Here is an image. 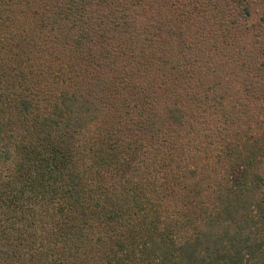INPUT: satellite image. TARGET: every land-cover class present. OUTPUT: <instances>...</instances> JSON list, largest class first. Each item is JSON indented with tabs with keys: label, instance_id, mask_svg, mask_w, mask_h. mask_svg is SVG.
<instances>
[{
	"label": "trees",
	"instance_id": "trees-1",
	"mask_svg": "<svg viewBox=\"0 0 264 264\" xmlns=\"http://www.w3.org/2000/svg\"><path fill=\"white\" fill-rule=\"evenodd\" d=\"M52 8L68 35L71 87L42 115L29 116L32 102L19 97L18 122L0 119V264H87L95 243L101 255L111 245L109 264H264V11L249 42L238 30L250 15L244 0H54ZM82 59L109 76L80 75ZM207 115L227 134L196 133L192 143L222 145L229 181L212 184L209 209L178 242L194 208L181 204L164 220L152 208L151 169L128 176L145 143L159 149L173 127ZM122 126L133 134L118 144ZM10 128L20 139L4 142ZM123 226L137 233L131 246Z\"/></svg>",
	"mask_w": 264,
	"mask_h": 264
},
{
	"label": "rangeland",
	"instance_id": "rangeland-1",
	"mask_svg": "<svg viewBox=\"0 0 264 264\" xmlns=\"http://www.w3.org/2000/svg\"><path fill=\"white\" fill-rule=\"evenodd\" d=\"M244 2L250 9V15L245 21L241 22L238 30L250 42L254 38L253 31L259 26L260 17L264 11V0H244ZM53 3L54 0H0L1 121L11 120V122H18L13 115L17 114L15 102L19 97L27 98L32 102L33 111L30 112L29 116L35 113L42 115L47 111L53 98L60 90H66V88L69 89L71 87L68 76L72 74V69L69 66L70 61L66 54L67 52L62 50L65 45L64 42L67 41L65 38L68 35H66V30H63L57 26V23L53 22ZM173 18L177 19V17L174 15L170 16L173 23L177 24V21ZM42 22L49 23V25L45 28ZM198 27L199 29L196 30H200L203 33L204 30H201L203 29V24H199ZM208 36L213 37L212 33ZM93 51H96V48ZM85 54L87 55V53ZM78 55L77 53L76 56ZM93 64L88 59L87 61L82 59L77 64L79 74L83 75L84 73L92 72L97 78L101 74L106 75V66L98 67L97 64ZM146 76L149 78L145 82V86H152L155 75ZM241 93L244 94L243 89H238L237 94ZM232 94L235 93L230 91L223 92V95L233 96ZM217 116L220 119L226 118L222 115ZM242 119L240 123L245 124L247 118L243 116ZM198 121L203 122L201 126L207 125L208 128L195 129L187 124ZM223 122L218 121L216 123L213 118H209L207 115L202 118L190 119L184 126L173 127L171 131L173 139L162 143L159 149L145 143L141 151L137 152L135 168L131 173L128 172V177L131 179V176L133 178L137 176V172L141 170L148 172L151 169L150 172L156 181V187L151 189V192L158 193L155 200H152V208L161 214L162 219L166 220L172 215L175 216L181 204L187 205L186 208H194L192 216L195 220L175 230V238L178 242L193 236L197 228L196 225L199 224L202 211L209 209L207 198L211 190L215 188L212 184L215 185L216 182L221 184L224 181H229L228 174L225 172V168H227L225 163L228 160L225 159L224 155L222 157L226 161L218 158V155L223 151L220 147L222 145L217 146L216 150L215 145H211L205 151H202L203 146L192 143L193 141L196 142V133L198 138L204 132H209L213 138H223L227 134L224 133V130H228V128L223 129ZM230 122L238 125L237 122L231 120ZM117 126L118 124L115 123V127ZM167 127L164 125L165 131ZM126 128L128 127L122 126L120 134L116 133L117 137L121 139L118 144H122V140L128 142L127 138H130L131 134H133L132 132L129 134L130 130ZM7 130L5 129L1 136L4 142H10L16 136L17 139H20L17 130L13 131L11 128ZM43 135H48L47 137L50 139H57L58 131L56 129H44ZM146 150L152 151V156L153 158L155 157V160L147 154ZM207 161L209 163L205 166V171L204 173L202 172L203 175L202 173L198 174V172L203 171ZM212 167H216L218 170L214 171ZM110 179L111 176L107 175L104 180L105 183L110 184ZM187 195L191 197L186 199ZM122 229L126 232L127 244L131 246L133 244L131 241L136 238L137 233L124 226ZM110 246L104 244L102 247L104 254L101 255L97 251L98 245L95 243V249L89 252L87 264H109L105 257L110 254Z\"/></svg>",
	"mask_w": 264,
	"mask_h": 264
}]
</instances>
